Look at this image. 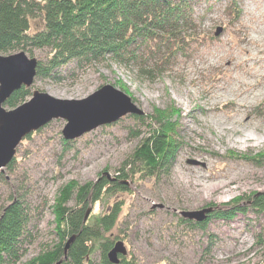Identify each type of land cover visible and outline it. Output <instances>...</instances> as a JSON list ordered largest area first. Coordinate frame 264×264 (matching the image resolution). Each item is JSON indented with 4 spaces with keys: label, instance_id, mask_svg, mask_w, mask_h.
Returning a JSON list of instances; mask_svg holds the SVG:
<instances>
[{
    "label": "rangeland",
    "instance_id": "obj_1",
    "mask_svg": "<svg viewBox=\"0 0 264 264\" xmlns=\"http://www.w3.org/2000/svg\"><path fill=\"white\" fill-rule=\"evenodd\" d=\"M240 5L234 20L225 0H201L196 6L198 44L154 78L102 58L70 62L60 68V79L34 81L32 91L64 100L84 99L111 85L130 96L142 114L128 113L71 140L62 134L66 119L54 118L21 140L12 168L0 173V212L21 199L30 215L26 252L17 264L58 243L52 206L60 187L71 180L96 181L101 173L115 177L142 138L158 127L156 112L180 143L176 160L156 178H128L129 191L89 203L96 214L114 201L123 204L107 235L122 241L124 258L137 264H264V213L250 205L253 194L264 193V0H240ZM25 52L45 62L49 50ZM242 130L259 137L243 142ZM219 178L233 182L193 200V181ZM239 198L245 211L208 219L215 211L234 213ZM204 207L215 209L203 225L181 214ZM91 259L101 264V250Z\"/></svg>",
    "mask_w": 264,
    "mask_h": 264
},
{
    "label": "trees",
    "instance_id": "obj_2",
    "mask_svg": "<svg viewBox=\"0 0 264 264\" xmlns=\"http://www.w3.org/2000/svg\"><path fill=\"white\" fill-rule=\"evenodd\" d=\"M201 0H0V52L48 49L45 62L38 61L36 79H60V68L70 62L92 63L110 58L151 79L187 57L200 39L196 6ZM225 9L234 20L241 12L240 0H225ZM32 88L22 86L4 106L15 108L27 101ZM140 118V115L133 114ZM158 127L142 138L129 162L118 168L115 177L101 173L96 181L84 184L71 180L58 190L52 206L55 233L59 241L44 248L23 264H94L91 255L101 250V264H114L108 252L115 238L107 235L116 225L122 209L114 201L107 211L93 213L91 202L129 191L128 178H156L168 172L176 160L180 143L172 136L161 113L153 115ZM68 143V142H67ZM264 156V152L262 153ZM261 160L257 157L255 160ZM13 159L6 168L11 169ZM1 176V175H0ZM233 202L234 213L245 211ZM236 203V204H235ZM250 205L264 213V193L250 197ZM90 209L87 218L86 212ZM29 210L14 199L0 212V264H17L25 255L30 236ZM200 222L199 225H203ZM74 236L67 252L66 242ZM133 258V257H132ZM118 264H137L121 255Z\"/></svg>",
    "mask_w": 264,
    "mask_h": 264
},
{
    "label": "water",
    "instance_id": "obj_3",
    "mask_svg": "<svg viewBox=\"0 0 264 264\" xmlns=\"http://www.w3.org/2000/svg\"><path fill=\"white\" fill-rule=\"evenodd\" d=\"M221 30L217 31L218 35ZM38 60L23 50L0 55V173L14 159L21 140L43 127L54 118L66 119L62 130L67 140L76 139L96 127L115 122L120 117L142 114L131 97L111 85H104L88 97L80 100L58 99L38 89L32 91L31 98L15 108L4 106L11 94L22 86L33 85L37 74ZM215 207H204L195 211H182L184 218L204 221ZM90 209L86 212L85 219ZM74 236L65 245L67 252ZM122 241H116L108 252L111 263L120 262L119 255H126Z\"/></svg>",
    "mask_w": 264,
    "mask_h": 264
},
{
    "label": "bare ground",
    "instance_id": "obj_4",
    "mask_svg": "<svg viewBox=\"0 0 264 264\" xmlns=\"http://www.w3.org/2000/svg\"><path fill=\"white\" fill-rule=\"evenodd\" d=\"M255 135L256 134H254L253 132H251L249 130H242V135L240 136V140L243 142H246L249 139L255 138ZM256 136H258V135H256ZM260 138L262 139L263 137L260 136ZM180 177L183 180H185L186 182L188 181L187 177H185L183 175H180ZM215 179H217V178H215ZM215 179H213V180H215ZM227 179L228 180L223 181L219 178L218 181L210 182V183L198 181V180L193 181V194H192L193 200L197 201L199 199H203L204 197H206V195L209 192L220 191V189L224 188L226 185H229L230 183L233 182V179H231V178H227Z\"/></svg>",
    "mask_w": 264,
    "mask_h": 264
}]
</instances>
